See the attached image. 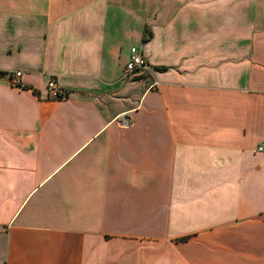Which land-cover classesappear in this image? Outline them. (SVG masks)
Returning a JSON list of instances; mask_svg holds the SVG:
<instances>
[{"label": "crops", "instance_id": "obj_1", "mask_svg": "<svg viewBox=\"0 0 264 264\" xmlns=\"http://www.w3.org/2000/svg\"><path fill=\"white\" fill-rule=\"evenodd\" d=\"M262 144L264 0H0V264H264Z\"/></svg>", "mask_w": 264, "mask_h": 264}, {"label": "built area", "instance_id": "obj_2", "mask_svg": "<svg viewBox=\"0 0 264 264\" xmlns=\"http://www.w3.org/2000/svg\"><path fill=\"white\" fill-rule=\"evenodd\" d=\"M152 71V66L149 63V61L146 59L143 51L138 49L137 47L131 48V54L130 59L128 63L126 64L125 70H124V76L126 78L132 77L138 74H150ZM22 76V71L18 70L16 72L11 73V82L17 86L22 85V80L20 79ZM159 85V82L155 79H152L150 83V88L154 89L157 88ZM48 96L55 99H62L65 98V91L63 88L59 85L56 78H51V80L48 83ZM259 151L264 150V144L260 145L258 147Z\"/></svg>", "mask_w": 264, "mask_h": 264}, {"label": "trees", "instance_id": "obj_3", "mask_svg": "<svg viewBox=\"0 0 264 264\" xmlns=\"http://www.w3.org/2000/svg\"><path fill=\"white\" fill-rule=\"evenodd\" d=\"M64 90V89H63ZM65 91V95H66V97L68 96V93L66 92V90H64Z\"/></svg>", "mask_w": 264, "mask_h": 264}]
</instances>
